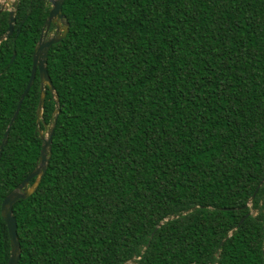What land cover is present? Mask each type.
Here are the masks:
<instances>
[{"label": "trees", "instance_id": "obj_1", "mask_svg": "<svg viewBox=\"0 0 264 264\" xmlns=\"http://www.w3.org/2000/svg\"><path fill=\"white\" fill-rule=\"evenodd\" d=\"M47 12L21 0L0 42V142ZM62 13L51 154L12 207L17 264H264V0H63ZM38 99L36 73L0 153V206L37 164ZM9 251L0 214V264Z\"/></svg>", "mask_w": 264, "mask_h": 264}, {"label": "water", "instance_id": "obj_2", "mask_svg": "<svg viewBox=\"0 0 264 264\" xmlns=\"http://www.w3.org/2000/svg\"><path fill=\"white\" fill-rule=\"evenodd\" d=\"M50 3V8L48 11V16L45 19L43 26H42V35L39 37L38 41L35 43L32 51V56H31V70H30V76L28 79V82L22 91V93L19 96L16 108L7 124V127L3 133L1 142H0V153L2 149L4 148L8 134H9V128L12 125L14 119L16 118L18 111L20 109V105L24 97L26 96L28 90L32 86L35 75L36 73L38 74L39 78V99L36 107V125H37V131H39V137L41 140V146H40V151L37 159V164L33 168L31 172H29L24 179L8 194H6L1 202L0 206V214L3 220L6 223L7 231H8V236H9V244H10V251H9V257L8 260L5 264H17L21 255V248L19 244V240L17 237V223H16V218L13 214L12 207L16 201L19 199H26L31 193L35 190L37 187L41 177L44 175L46 171V167L49 161V157L51 154V139H52V132H53V127L55 124L56 120V114L59 112L58 109V102L57 98L55 96L54 92V87L52 85V82L50 80V77L48 75L47 71V53L50 48V46L54 43H57L64 39L68 33L69 27H68V22L65 19V16L62 13V3L63 0H47ZM15 21V12L13 10L9 11V16H8V27L6 31L0 35V42L3 40H6L10 34L13 31V25ZM54 24L56 26L55 33H60L58 36L54 37H45L46 32L48 29V26L50 24ZM15 57V53L12 54V57L10 61H12ZM48 87L50 93L54 96L55 100V111H54V116H53V121L49 125H46V135L40 134V128H39V123L42 120V106L43 102L45 99V89ZM34 179V182L30 184V180ZM264 180V177L262 181ZM260 182V184L262 183ZM260 184L256 187L254 193L252 194L251 199L254 197L255 193L257 192ZM248 205L246 204L244 207H247ZM250 215V213H246L238 222L237 226L240 225V223ZM163 221L159 222L156 228L161 226ZM263 238H264V220H263ZM153 234V233H152ZM151 234V235H152ZM223 241H221L220 244H222ZM264 254V250H263ZM135 258H131L129 261L125 262L124 264H134Z\"/></svg>", "mask_w": 264, "mask_h": 264}, {"label": "flooded vegetation", "instance_id": "obj_3", "mask_svg": "<svg viewBox=\"0 0 264 264\" xmlns=\"http://www.w3.org/2000/svg\"><path fill=\"white\" fill-rule=\"evenodd\" d=\"M45 1V5L47 6V9H48V11H49V8H50V3L47 1V0H44ZM21 3V0H16L15 2H11L10 3V5L9 6H6V7H4L7 3H5V5L4 6H2V4L0 3V12H6L8 15H7V27H8V16H9V11L10 10H13L14 12H15V15L17 14V9H18V6H19V4ZM30 3V2H29ZM27 8H30V5H28V7ZM47 16H48V12H47ZM47 16H46V18H47ZM45 18V19H46ZM45 21V20H44ZM20 24L22 23V20H20V22H19ZM44 23V22H43ZM16 24V17H15V21H14V25H13V31L15 30V25ZM42 26H43V24H42ZM42 26H41V28H40V32H39V35H38V38H37V41H38V39H39V37L42 35V33L44 32V31H42ZM20 27V26H19ZM55 30H56V26L54 25V24H50L49 26H48V29H47V32H46V36L45 37H42V38H47V37H54V36H58L60 33H55ZM12 31V32H13ZM18 31H19V28L17 29V33H18ZM12 34V33H11ZM10 34V35H11ZM50 34H52V36H50ZM36 41V42H37Z\"/></svg>", "mask_w": 264, "mask_h": 264}, {"label": "rangeland", "instance_id": "obj_4", "mask_svg": "<svg viewBox=\"0 0 264 264\" xmlns=\"http://www.w3.org/2000/svg\"><path fill=\"white\" fill-rule=\"evenodd\" d=\"M16 0H0V3L2 4V6H4L5 5V3H7L4 7H6V6H9L10 5V3L11 2H15ZM50 36H52V34H50ZM49 125V124H48ZM40 134H42V135H46V128L44 129V130H40ZM29 187H30V185H29ZM247 205L250 207L251 206V204H250V201L248 200V202H247ZM249 213H250V215H256L257 214V210H253V209H250V211H249ZM230 234V233H229ZM133 258H135V261H136V257H133ZM134 264H136V262H134Z\"/></svg>", "mask_w": 264, "mask_h": 264}, {"label": "clouds", "instance_id": "obj_5", "mask_svg": "<svg viewBox=\"0 0 264 264\" xmlns=\"http://www.w3.org/2000/svg\"><path fill=\"white\" fill-rule=\"evenodd\" d=\"M38 132V135H39V131H37ZM40 138V137H39Z\"/></svg>", "mask_w": 264, "mask_h": 264}]
</instances>
